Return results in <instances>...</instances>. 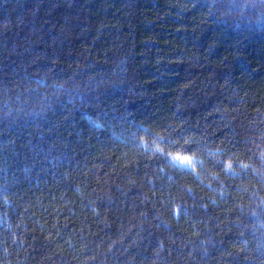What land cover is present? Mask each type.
Returning a JSON list of instances; mask_svg holds the SVG:
<instances>
[{
  "label": "trees",
  "instance_id": "16d2710c",
  "mask_svg": "<svg viewBox=\"0 0 264 264\" xmlns=\"http://www.w3.org/2000/svg\"><path fill=\"white\" fill-rule=\"evenodd\" d=\"M0 264H264V0H0Z\"/></svg>",
  "mask_w": 264,
  "mask_h": 264
},
{
  "label": "rangeland",
  "instance_id": "374dc122",
  "mask_svg": "<svg viewBox=\"0 0 264 264\" xmlns=\"http://www.w3.org/2000/svg\"><path fill=\"white\" fill-rule=\"evenodd\" d=\"M177 157H180V159H177ZM184 158L186 157H182V156H179V155H174L171 157V160L174 164L178 165V166H181V167H185V168H190L192 166V160L187 158L188 161H190V163H185L183 162L184 161Z\"/></svg>",
  "mask_w": 264,
  "mask_h": 264
},
{
  "label": "snow or ice",
  "instance_id": "6c2138e0",
  "mask_svg": "<svg viewBox=\"0 0 264 264\" xmlns=\"http://www.w3.org/2000/svg\"><path fill=\"white\" fill-rule=\"evenodd\" d=\"M177 159H180V157H177ZM185 163H190V161L187 160V158H184V161Z\"/></svg>",
  "mask_w": 264,
  "mask_h": 264
}]
</instances>
